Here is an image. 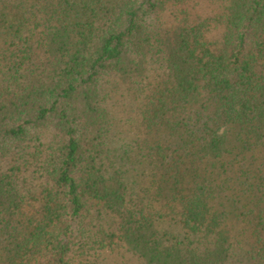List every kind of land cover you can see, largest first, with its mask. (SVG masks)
<instances>
[{
    "label": "trees",
    "instance_id": "obj_1",
    "mask_svg": "<svg viewBox=\"0 0 264 264\" xmlns=\"http://www.w3.org/2000/svg\"><path fill=\"white\" fill-rule=\"evenodd\" d=\"M0 264H264V0H0Z\"/></svg>",
    "mask_w": 264,
    "mask_h": 264
}]
</instances>
